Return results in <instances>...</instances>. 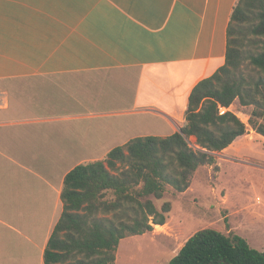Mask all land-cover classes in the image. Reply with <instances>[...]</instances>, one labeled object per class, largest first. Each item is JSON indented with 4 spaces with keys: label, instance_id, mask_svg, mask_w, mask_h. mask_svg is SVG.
Instances as JSON below:
<instances>
[{
    "label": "crops",
    "instance_id": "1",
    "mask_svg": "<svg viewBox=\"0 0 264 264\" xmlns=\"http://www.w3.org/2000/svg\"><path fill=\"white\" fill-rule=\"evenodd\" d=\"M235 1L0 0V264H44L74 166L180 129Z\"/></svg>",
    "mask_w": 264,
    "mask_h": 264
},
{
    "label": "trees",
    "instance_id": "2",
    "mask_svg": "<svg viewBox=\"0 0 264 264\" xmlns=\"http://www.w3.org/2000/svg\"><path fill=\"white\" fill-rule=\"evenodd\" d=\"M251 107L248 124L264 137V0H236L224 63L191 89L184 123L168 136L135 137L103 160L74 166L63 179L61 215L44 264H114L121 239L163 225L164 186L185 191L196 170L246 133L229 106ZM221 109H225L223 112ZM167 264H264V251L212 228L191 235Z\"/></svg>",
    "mask_w": 264,
    "mask_h": 264
},
{
    "label": "rangeland",
    "instance_id": "3",
    "mask_svg": "<svg viewBox=\"0 0 264 264\" xmlns=\"http://www.w3.org/2000/svg\"><path fill=\"white\" fill-rule=\"evenodd\" d=\"M228 110L245 123L246 133L215 152L211 165L199 167L185 191L165 185L161 198L151 196L158 210L164 202L170 204L165 223L123 238L114 264H167L203 228L236 234L264 251V137L248 124L251 107L235 100Z\"/></svg>",
    "mask_w": 264,
    "mask_h": 264
},
{
    "label": "built area",
    "instance_id": "4",
    "mask_svg": "<svg viewBox=\"0 0 264 264\" xmlns=\"http://www.w3.org/2000/svg\"><path fill=\"white\" fill-rule=\"evenodd\" d=\"M225 109H221V111L223 112Z\"/></svg>",
    "mask_w": 264,
    "mask_h": 264
}]
</instances>
